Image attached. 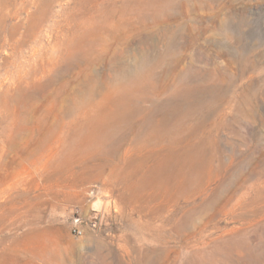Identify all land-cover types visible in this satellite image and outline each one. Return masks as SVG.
I'll return each mask as SVG.
<instances>
[{
  "label": "rangeland",
  "instance_id": "1",
  "mask_svg": "<svg viewBox=\"0 0 264 264\" xmlns=\"http://www.w3.org/2000/svg\"><path fill=\"white\" fill-rule=\"evenodd\" d=\"M0 264H264V0H0Z\"/></svg>",
  "mask_w": 264,
  "mask_h": 264
},
{
  "label": "built area",
  "instance_id": "2",
  "mask_svg": "<svg viewBox=\"0 0 264 264\" xmlns=\"http://www.w3.org/2000/svg\"><path fill=\"white\" fill-rule=\"evenodd\" d=\"M91 216H81L78 212L71 217V233L74 237L80 238L87 232H98L102 225V216L96 210H91Z\"/></svg>",
  "mask_w": 264,
  "mask_h": 264
}]
</instances>
